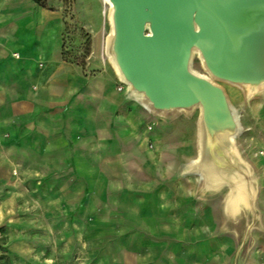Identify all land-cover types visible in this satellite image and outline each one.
Here are the masks:
<instances>
[{"label":"crops","instance_id":"1","mask_svg":"<svg viewBox=\"0 0 264 264\" xmlns=\"http://www.w3.org/2000/svg\"><path fill=\"white\" fill-rule=\"evenodd\" d=\"M43 1L0 0L1 244L31 260L77 244L93 264H264L261 212L240 226L245 201L230 209V187L191 167L197 118L145 107L100 30L85 65L69 61L62 0Z\"/></svg>","mask_w":264,"mask_h":264},{"label":"water","instance_id":"2","mask_svg":"<svg viewBox=\"0 0 264 264\" xmlns=\"http://www.w3.org/2000/svg\"><path fill=\"white\" fill-rule=\"evenodd\" d=\"M110 2L112 52L132 93L162 114L200 108L201 163L207 151L218 156L224 142L238 152L233 139L241 127L216 81L249 94L264 88V0ZM195 52L207 74L192 69Z\"/></svg>","mask_w":264,"mask_h":264},{"label":"rangeland","instance_id":"3","mask_svg":"<svg viewBox=\"0 0 264 264\" xmlns=\"http://www.w3.org/2000/svg\"><path fill=\"white\" fill-rule=\"evenodd\" d=\"M62 3L63 21L67 22L64 50L68 60L85 65L92 52L93 33L96 30H100L102 36L99 53L108 60L105 51L106 39L110 33L107 4L103 0H62ZM191 67L197 73L207 74L197 53H194ZM216 82L227 90L231 104L240 114L241 131L234 142L248 169L238 180L242 188L241 201H245L241 209L244 218L239 223L245 229L252 228L253 215L257 211L262 214L263 225L264 159L257 153L264 150V88L249 94L245 87L224 81ZM183 111L192 113L200 127V108ZM1 239L3 238H0V264H93L94 252L82 247L78 249L77 244L69 248V245L64 244L58 250H46L43 245L38 258L31 260L19 258L1 244Z\"/></svg>","mask_w":264,"mask_h":264},{"label":"bare ground","instance_id":"4","mask_svg":"<svg viewBox=\"0 0 264 264\" xmlns=\"http://www.w3.org/2000/svg\"><path fill=\"white\" fill-rule=\"evenodd\" d=\"M107 6H108V20L110 24V33L107 36L106 44H105V51L106 55L108 56V60L112 64V67L116 70V72L119 74L121 80L130 88V84L123 79L120 70L117 66L116 60L114 58L113 52H112V36H113V6L110 0H103ZM198 54V52H195ZM198 57L201 59V57L198 54ZM202 61V59H201ZM215 80V79H214ZM252 93V90L249 91ZM133 94L141 100L145 107L148 109L150 108V104L146 100V98L137 93L133 92ZM235 109V108H234ZM238 122L241 127L240 123V114L235 109ZM202 129L201 126L199 127V140H200V146H199V155L201 151V143H202ZM234 140V139H233ZM222 151L218 152V156L213 154L212 150L207 151V158L201 163L199 161V155L191 160V167L194 170L195 173L199 177L205 180L208 186H218L220 184H226L231 189L230 199L228 200V207L230 209H234L235 206L238 204L239 201H241V186L238 183V180L240 179V176L244 174L245 171L248 169L247 163L240 157L238 152L233 148V145L231 143L227 144L224 142L222 147H220ZM217 156V158L215 157Z\"/></svg>","mask_w":264,"mask_h":264},{"label":"built area","instance_id":"5","mask_svg":"<svg viewBox=\"0 0 264 264\" xmlns=\"http://www.w3.org/2000/svg\"><path fill=\"white\" fill-rule=\"evenodd\" d=\"M257 154L264 159V150L263 149L259 150Z\"/></svg>","mask_w":264,"mask_h":264},{"label":"trees","instance_id":"6","mask_svg":"<svg viewBox=\"0 0 264 264\" xmlns=\"http://www.w3.org/2000/svg\"><path fill=\"white\" fill-rule=\"evenodd\" d=\"M35 1H37L41 5H45L43 0H35Z\"/></svg>","mask_w":264,"mask_h":264}]
</instances>
